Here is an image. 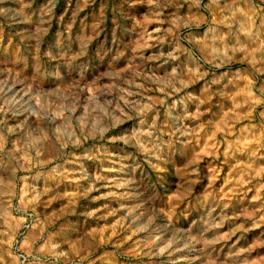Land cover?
Returning <instances> with one entry per match:
<instances>
[{
    "label": "clouds",
    "instance_id": "1",
    "mask_svg": "<svg viewBox=\"0 0 264 264\" xmlns=\"http://www.w3.org/2000/svg\"><path fill=\"white\" fill-rule=\"evenodd\" d=\"M64 2L0 0V264H264V0Z\"/></svg>",
    "mask_w": 264,
    "mask_h": 264
},
{
    "label": "rangeland",
    "instance_id": "2",
    "mask_svg": "<svg viewBox=\"0 0 264 264\" xmlns=\"http://www.w3.org/2000/svg\"><path fill=\"white\" fill-rule=\"evenodd\" d=\"M63 8H66V4H65L64 0H60V3L58 4V9H63ZM90 10H91V9H85V12H89ZM71 15H72L71 9L68 8V9H67V14H66V16H65V19L67 20L69 17H71ZM79 23H80V21L77 20V24H79ZM104 35H108L109 38H110V34H109V31H108L107 28L105 29V33H104ZM252 235H255V234H252ZM242 243H243V242H242Z\"/></svg>",
    "mask_w": 264,
    "mask_h": 264
}]
</instances>
